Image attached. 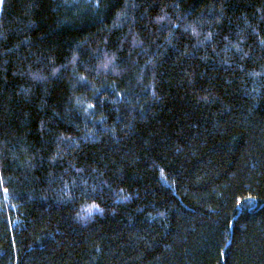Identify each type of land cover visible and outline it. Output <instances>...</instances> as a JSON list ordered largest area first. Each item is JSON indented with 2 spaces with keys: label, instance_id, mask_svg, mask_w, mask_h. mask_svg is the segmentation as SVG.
Segmentation results:
<instances>
[{
  "label": "trees",
  "instance_id": "16d2710c",
  "mask_svg": "<svg viewBox=\"0 0 264 264\" xmlns=\"http://www.w3.org/2000/svg\"><path fill=\"white\" fill-rule=\"evenodd\" d=\"M0 264H264V0H3Z\"/></svg>",
  "mask_w": 264,
  "mask_h": 264
},
{
  "label": "snow or ice",
  "instance_id": "6c2138e0",
  "mask_svg": "<svg viewBox=\"0 0 264 264\" xmlns=\"http://www.w3.org/2000/svg\"><path fill=\"white\" fill-rule=\"evenodd\" d=\"M3 2V0H0V3H2Z\"/></svg>",
  "mask_w": 264,
  "mask_h": 264
}]
</instances>
